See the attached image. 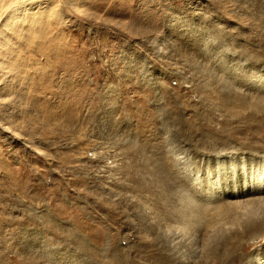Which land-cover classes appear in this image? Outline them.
Returning <instances> with one entry per match:
<instances>
[{
  "label": "rangeland",
  "instance_id": "374dc122",
  "mask_svg": "<svg viewBox=\"0 0 264 264\" xmlns=\"http://www.w3.org/2000/svg\"><path fill=\"white\" fill-rule=\"evenodd\" d=\"M247 178L264 0H0V264H264Z\"/></svg>",
  "mask_w": 264,
  "mask_h": 264
},
{
  "label": "bare ground",
  "instance_id": "6f19581e",
  "mask_svg": "<svg viewBox=\"0 0 264 264\" xmlns=\"http://www.w3.org/2000/svg\"><path fill=\"white\" fill-rule=\"evenodd\" d=\"M245 181H247L251 189L243 191V188L241 190V187H237L236 192L234 193L231 192L229 196L237 197V198L248 195L249 196L257 195V196L231 203L229 206H226L225 209L232 214H236V217L238 219L245 218L246 222L249 223V226L245 230L246 235L252 237L254 236L264 237V226L256 225L254 221L255 217H258V212L259 214H263L264 217V209H263L264 208V178H252V180H249L247 178L245 179ZM202 182L205 183L203 180ZM206 183H208L207 186L208 193H206L205 195L206 199L208 201L220 200L221 195L214 194V192L218 189V184L215 181H212L210 183L208 180L206 181ZM218 210L219 212L222 211L220 208ZM117 262L115 264L119 263Z\"/></svg>",
  "mask_w": 264,
  "mask_h": 264
}]
</instances>
